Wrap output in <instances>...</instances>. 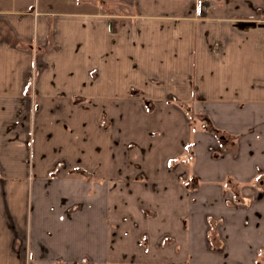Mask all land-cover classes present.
<instances>
[{
  "label": "crops",
  "instance_id": "1",
  "mask_svg": "<svg viewBox=\"0 0 264 264\" xmlns=\"http://www.w3.org/2000/svg\"><path fill=\"white\" fill-rule=\"evenodd\" d=\"M0 264H264V0H0Z\"/></svg>",
  "mask_w": 264,
  "mask_h": 264
},
{
  "label": "rangeland",
  "instance_id": "2",
  "mask_svg": "<svg viewBox=\"0 0 264 264\" xmlns=\"http://www.w3.org/2000/svg\"><path fill=\"white\" fill-rule=\"evenodd\" d=\"M35 2H36V5H38V3L40 2V0H35ZM203 3H204V2H201V3H200L202 9H203ZM203 11H204V10H203ZM213 133L215 134V137H216V138L219 137V136H216V134H217L216 131H213ZM219 138H220V137H219ZM215 154L217 155V153H215ZM220 184L223 185V187H224V186H225V187L227 186L226 181H225L224 183L222 182V183H220ZM184 187H185V190H186V191H190V185H189L188 182H185V183H184ZM155 193H157V191H155Z\"/></svg>",
  "mask_w": 264,
  "mask_h": 264
},
{
  "label": "built area",
  "instance_id": "3",
  "mask_svg": "<svg viewBox=\"0 0 264 264\" xmlns=\"http://www.w3.org/2000/svg\"><path fill=\"white\" fill-rule=\"evenodd\" d=\"M209 9V5H206L205 3H203V10L207 11Z\"/></svg>",
  "mask_w": 264,
  "mask_h": 264
},
{
  "label": "trees",
  "instance_id": "4",
  "mask_svg": "<svg viewBox=\"0 0 264 264\" xmlns=\"http://www.w3.org/2000/svg\"><path fill=\"white\" fill-rule=\"evenodd\" d=\"M222 139V137H220Z\"/></svg>",
  "mask_w": 264,
  "mask_h": 264
}]
</instances>
